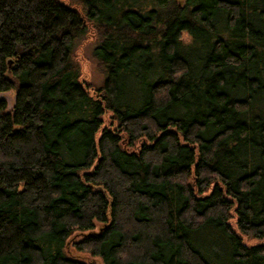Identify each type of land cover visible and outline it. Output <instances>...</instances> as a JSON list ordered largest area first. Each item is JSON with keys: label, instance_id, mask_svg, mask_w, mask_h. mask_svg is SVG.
Returning <instances> with one entry per match:
<instances>
[{"label": "trees", "instance_id": "16d2710c", "mask_svg": "<svg viewBox=\"0 0 264 264\" xmlns=\"http://www.w3.org/2000/svg\"><path fill=\"white\" fill-rule=\"evenodd\" d=\"M5 90L0 264H264V0H0Z\"/></svg>", "mask_w": 264, "mask_h": 264}, {"label": "rangeland", "instance_id": "374dc122", "mask_svg": "<svg viewBox=\"0 0 264 264\" xmlns=\"http://www.w3.org/2000/svg\"><path fill=\"white\" fill-rule=\"evenodd\" d=\"M96 38L90 34L76 40L74 45V56L77 60L81 72V76L86 79L93 87L99 86L104 78V73L96 58L93 56V47L96 44ZM0 98H4L7 102V107L11 108L14 102L13 90L0 91ZM242 239L247 244L264 243V237H247L242 234ZM67 250L73 256L93 260L96 264H103L98 256L89 255L86 252H78L68 244Z\"/></svg>", "mask_w": 264, "mask_h": 264}]
</instances>
